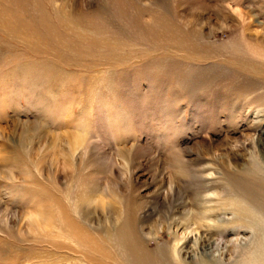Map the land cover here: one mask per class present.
Returning <instances> with one entry per match:
<instances>
[{"label": "rangeland", "instance_id": "1", "mask_svg": "<svg viewBox=\"0 0 264 264\" xmlns=\"http://www.w3.org/2000/svg\"><path fill=\"white\" fill-rule=\"evenodd\" d=\"M263 144L264 0H0V264H264Z\"/></svg>", "mask_w": 264, "mask_h": 264}, {"label": "bare ground", "instance_id": "2", "mask_svg": "<svg viewBox=\"0 0 264 264\" xmlns=\"http://www.w3.org/2000/svg\"><path fill=\"white\" fill-rule=\"evenodd\" d=\"M263 146H264V144H263ZM255 161H257V160H255ZM240 210V209H239ZM237 211H238V209H237ZM242 211H244V212H242V213H245V211H246V209L245 210H242ZM239 212V211H238ZM241 213V214H242ZM246 213H249V211L248 212H246ZM240 214V213H239ZM251 214V213H250ZM240 216V215H239ZM242 217H243V215H241ZM246 216V215H245ZM247 218V217H246ZM252 219V218H251ZM240 220V219H239ZM255 223H256V221H254ZM259 224V223H258ZM255 227H257V226H255ZM245 228V227H244ZM258 232V231H257ZM205 246H210V243H207V244H205Z\"/></svg>", "mask_w": 264, "mask_h": 264}]
</instances>
